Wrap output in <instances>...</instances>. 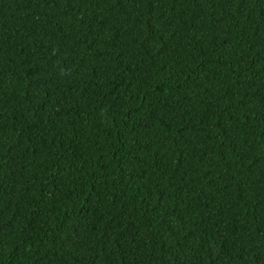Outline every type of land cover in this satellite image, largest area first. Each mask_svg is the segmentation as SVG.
<instances>
[{
  "label": "trees",
  "instance_id": "trees-1",
  "mask_svg": "<svg viewBox=\"0 0 264 264\" xmlns=\"http://www.w3.org/2000/svg\"><path fill=\"white\" fill-rule=\"evenodd\" d=\"M0 264H264V0H0Z\"/></svg>",
  "mask_w": 264,
  "mask_h": 264
}]
</instances>
